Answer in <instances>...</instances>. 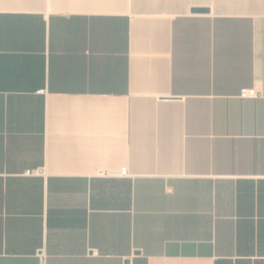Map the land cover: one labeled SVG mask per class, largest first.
Segmentation results:
<instances>
[{
	"label": "crops",
	"instance_id": "0c3cea01",
	"mask_svg": "<svg viewBox=\"0 0 264 264\" xmlns=\"http://www.w3.org/2000/svg\"><path fill=\"white\" fill-rule=\"evenodd\" d=\"M0 264H264V0H0Z\"/></svg>",
	"mask_w": 264,
	"mask_h": 264
},
{
	"label": "built area",
	"instance_id": "2783aa9c",
	"mask_svg": "<svg viewBox=\"0 0 264 264\" xmlns=\"http://www.w3.org/2000/svg\"><path fill=\"white\" fill-rule=\"evenodd\" d=\"M257 95V92H256V90L254 89V90H243L242 91V93H241V96L243 97V98H247V97H254V96H256ZM127 170L125 169V170H123V172H122V174L123 175H127ZM32 174V172H27V175H31Z\"/></svg>",
	"mask_w": 264,
	"mask_h": 264
}]
</instances>
